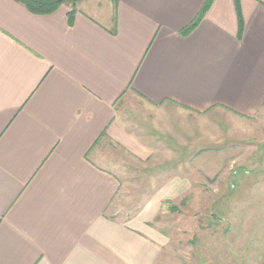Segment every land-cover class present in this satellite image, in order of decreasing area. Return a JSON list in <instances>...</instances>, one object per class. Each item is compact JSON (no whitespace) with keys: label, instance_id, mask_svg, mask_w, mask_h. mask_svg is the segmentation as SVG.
<instances>
[{"label":"crops","instance_id":"obj_1","mask_svg":"<svg viewBox=\"0 0 264 264\" xmlns=\"http://www.w3.org/2000/svg\"><path fill=\"white\" fill-rule=\"evenodd\" d=\"M206 1L120 0L113 33L114 5L103 19L79 0L70 23V4L0 0V264L182 263L164 202L198 193L219 121L231 138L264 110V0H214L183 35ZM123 153L158 186L127 218L111 209Z\"/></svg>","mask_w":264,"mask_h":264},{"label":"rangeland","instance_id":"obj_2","mask_svg":"<svg viewBox=\"0 0 264 264\" xmlns=\"http://www.w3.org/2000/svg\"><path fill=\"white\" fill-rule=\"evenodd\" d=\"M88 2L98 6L103 19L112 15L113 0ZM121 103L127 117L137 108L141 111L140 122L145 123L147 110H141L136 99L126 95ZM233 123L239 125L241 135L236 130L235 137L230 138L226 122L219 121L226 136L212 141L204 138L202 154L196 160L198 193L187 194V202H182L185 196L173 201L174 205L164 202L166 213L161 218L171 219L170 231L181 236L179 250L172 253H179L181 264H258L264 252V110L252 121ZM148 137L143 135L145 143ZM122 157L126 166L122 170V189L111 209L115 215L127 218L158 186L150 182L152 171L146 168V162L138 163L127 153ZM171 206L181 209L180 220L174 219L175 211L169 212Z\"/></svg>","mask_w":264,"mask_h":264},{"label":"trees","instance_id":"obj_3","mask_svg":"<svg viewBox=\"0 0 264 264\" xmlns=\"http://www.w3.org/2000/svg\"><path fill=\"white\" fill-rule=\"evenodd\" d=\"M18 2H21L24 4L29 10L35 12V13H53L56 10L60 8L61 5L63 4H70L71 5V10L69 12V21L72 23L73 18L77 12V3L79 0H16ZM214 0H207L205 5L203 6L201 12L198 14V16L195 18V20L186 28L182 30L183 35H188L190 34L201 22V20L204 18L206 12L210 8L211 4L213 3ZM120 0H113L114 3V10H115V28L112 30L113 33H116L117 28H116V13H117V7L119 4ZM185 200L182 202H187L188 198L185 196ZM166 204L174 205L173 201H166ZM171 211H175L176 208L175 206L170 207Z\"/></svg>","mask_w":264,"mask_h":264}]
</instances>
